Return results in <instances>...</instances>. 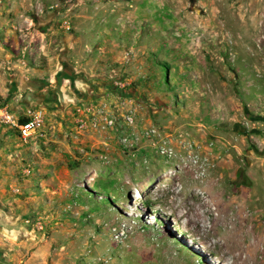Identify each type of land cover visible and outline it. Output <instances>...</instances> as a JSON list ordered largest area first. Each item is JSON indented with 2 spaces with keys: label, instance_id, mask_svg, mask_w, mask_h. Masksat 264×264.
I'll return each mask as SVG.
<instances>
[{
  "label": "rangeland",
  "instance_id": "1",
  "mask_svg": "<svg viewBox=\"0 0 264 264\" xmlns=\"http://www.w3.org/2000/svg\"><path fill=\"white\" fill-rule=\"evenodd\" d=\"M0 59L89 61L135 119L7 264H264V0H0Z\"/></svg>",
  "mask_w": 264,
  "mask_h": 264
},
{
  "label": "crops",
  "instance_id": "2",
  "mask_svg": "<svg viewBox=\"0 0 264 264\" xmlns=\"http://www.w3.org/2000/svg\"><path fill=\"white\" fill-rule=\"evenodd\" d=\"M0 66L2 100L19 114L28 107L45 109L49 129L46 140L24 144L16 131L0 125V264H7L10 258L23 255L33 238L40 239L37 229L25 223L28 218L38 221L45 213L44 221L52 223L58 219V202L72 189L97 185L93 171L97 169V177L109 181L122 168L120 130L104 128L75 136L77 110L104 103L118 120L126 114L114 99L101 93L107 89L105 83L91 80L103 73L89 61L0 59ZM27 166L34 169V175L19 184ZM37 177L38 182L43 180L35 187L32 183ZM16 188L20 196L14 193Z\"/></svg>",
  "mask_w": 264,
  "mask_h": 264
},
{
  "label": "built area",
  "instance_id": "3",
  "mask_svg": "<svg viewBox=\"0 0 264 264\" xmlns=\"http://www.w3.org/2000/svg\"><path fill=\"white\" fill-rule=\"evenodd\" d=\"M116 86H120V88L124 87L121 83H116ZM118 97L122 98L121 91L118 93ZM77 114L75 136L84 135L91 130L113 128L121 130L124 133L121 139L124 146L128 147L132 144L134 140V138L132 139L133 135H126L125 132L127 129L133 127L135 123L134 114H126L120 121L104 103L98 106L95 103L87 105L85 111L78 109ZM0 125L16 131L24 144L36 143L48 138L47 112L41 107H28L22 114H19L12 111L9 105L0 99ZM23 175L26 177L33 176L34 169L30 166L25 167ZM16 192H19V189ZM26 223L39 230H44L40 224H36L31 218H28Z\"/></svg>",
  "mask_w": 264,
  "mask_h": 264
},
{
  "label": "bare ground",
  "instance_id": "4",
  "mask_svg": "<svg viewBox=\"0 0 264 264\" xmlns=\"http://www.w3.org/2000/svg\"><path fill=\"white\" fill-rule=\"evenodd\" d=\"M251 225H252V224H251ZM239 226H240V224H239ZM245 226H246V225H245ZM248 227H249V226H248ZM248 227H247V228H248ZM240 229H241V228H240ZM247 230H248V229H247ZM234 245H235V243H234ZM246 246H247V244H246ZM230 247H231V246H230ZM232 247H233V246H232ZM233 248H234V247H233ZM236 248H238V247H236ZM237 251H238V250H237ZM239 251H240V250H239ZM245 251H246V250H245ZM234 252H235V251H234ZM241 252H242V251H241ZM241 252H240V253H241ZM240 257H241L240 255L237 256V258H240ZM242 258H243V256H242ZM241 260H242V259H241ZM246 261H247V260H246Z\"/></svg>",
  "mask_w": 264,
  "mask_h": 264
},
{
  "label": "trees",
  "instance_id": "5",
  "mask_svg": "<svg viewBox=\"0 0 264 264\" xmlns=\"http://www.w3.org/2000/svg\"><path fill=\"white\" fill-rule=\"evenodd\" d=\"M121 93H122V91H121Z\"/></svg>",
  "mask_w": 264,
  "mask_h": 264
}]
</instances>
